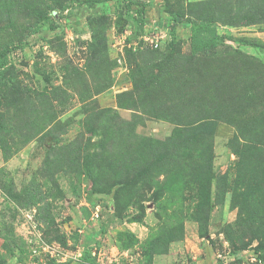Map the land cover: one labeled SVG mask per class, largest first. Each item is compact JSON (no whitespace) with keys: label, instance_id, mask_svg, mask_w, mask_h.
Wrapping results in <instances>:
<instances>
[{"label":"rangeland","instance_id":"rangeland-1","mask_svg":"<svg viewBox=\"0 0 264 264\" xmlns=\"http://www.w3.org/2000/svg\"><path fill=\"white\" fill-rule=\"evenodd\" d=\"M0 127V264H264V0H0Z\"/></svg>","mask_w":264,"mask_h":264},{"label":"trees","instance_id":"trees-1","mask_svg":"<svg viewBox=\"0 0 264 264\" xmlns=\"http://www.w3.org/2000/svg\"><path fill=\"white\" fill-rule=\"evenodd\" d=\"M216 5H218L220 8V2H215ZM214 3V4H215ZM213 3L208 2V3H199V4H194L195 9L193 11L197 13V19H199L197 22H189L190 24V31H189V52L192 54H197L198 52L203 51L206 48H212L217 46V35L215 34L214 27H211L209 23H206L204 20V16L206 13H203V10L205 8L204 5L208 8L211 6ZM203 9V10H202ZM220 10V9H219ZM223 14V13H222ZM223 22L227 25H235L238 24L239 26H250L255 23L254 19L252 17H249L248 15H244L242 17H238L237 15H234L232 17L225 15H221L220 17L213 18L212 22ZM204 35H209V39H204ZM4 73V70H2ZM21 100V99H20ZM23 103V102H22ZM215 121L214 120H207V121H200L197 124L193 126L194 130L197 131V133H205L209 136L213 135L215 131ZM3 132V129L0 127V137ZM234 139H236V136H234ZM3 139H0V146L3 151V154H6V149L4 146ZM156 160H153L155 162ZM83 261L88 262L89 264H94L95 259L91 257L90 253H85L83 255Z\"/></svg>","mask_w":264,"mask_h":264}]
</instances>
